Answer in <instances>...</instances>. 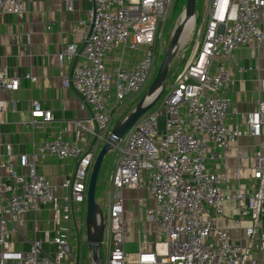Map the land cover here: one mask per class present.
I'll return each instance as SVG.
<instances>
[{
	"label": "built area",
	"instance_id": "2783aa9c",
	"mask_svg": "<svg viewBox=\"0 0 264 264\" xmlns=\"http://www.w3.org/2000/svg\"><path fill=\"white\" fill-rule=\"evenodd\" d=\"M67 11L76 0H62ZM84 41L68 42L57 54L72 63L62 75V85L80 98V109L90 116L75 120V140L61 135L45 139L29 153L12 159L6 144V158L0 161V193L6 194L0 214V264H79L72 244L79 233H71L63 222L74 220L76 204H86L87 186L99 145L110 133L116 111L124 107L147 83L154 60L159 24L172 0H91ZM7 13H22L24 0H0ZM51 26V25H49ZM264 45V0H210L203 21V36L184 68L175 75L169 91L121 138L111 179V199L105 218L109 252L104 264H264V145L252 154L249 182L233 184L216 170L217 149L230 150L242 134L264 135V98L246 114V130L227 123L230 97L224 93L234 82L226 62L238 72L248 67L237 62L239 46L260 49ZM134 56L132 57V55ZM78 62H77V61ZM75 61V62H74ZM260 88L264 92V68ZM25 77L36 80L27 73ZM20 77L0 67V91L13 92ZM33 127L52 120L50 109L36 100L31 103ZM5 101L0 99V123ZM236 110H232L235 113ZM90 141L80 144L81 131ZM75 160L69 178L60 185L39 174L36 163L47 157ZM237 179L239 174L237 171ZM68 190L59 195L58 188ZM123 189L146 190L154 205L146 209V222L156 229L151 248H142L151 228L139 231L140 248L128 252L124 219ZM234 203L238 224L244 218L243 238L233 239L217 219L226 204ZM40 205H48L56 233L44 232L54 253L42 249V238L27 250L11 248L10 227ZM240 227V225L238 226ZM104 232V238H105ZM104 241V240H103Z\"/></svg>",
	"mask_w": 264,
	"mask_h": 264
},
{
	"label": "crops",
	"instance_id": "0c3cea01",
	"mask_svg": "<svg viewBox=\"0 0 264 264\" xmlns=\"http://www.w3.org/2000/svg\"><path fill=\"white\" fill-rule=\"evenodd\" d=\"M24 4L25 10L20 14L7 13L0 7V67H6L10 75L20 77L19 89L12 93L0 91V99L5 101L3 121L0 123V161L6 158V144H9L15 163L20 154L29 153L45 139L61 135L69 141L75 140L77 127L74 121L90 116L89 110L80 109L78 94L72 88L62 85V75L71 71L72 63L64 58L60 64L57 54L68 42L75 41L79 45L83 43L86 31L79 21L86 19L87 11L92 5L91 0H76L72 11L64 8L62 0H24ZM234 54L238 64L248 68L244 72H238L234 63L226 62L234 75V82L224 91L231 100L227 123L238 124L245 131L246 114L255 109L258 98H264V92L260 88L264 45L260 49L239 46ZM27 73L35 76L36 80L25 77ZM32 100L38 101L42 108L51 110L50 122L37 127L30 124ZM232 110L236 112L232 113ZM91 138L87 131L82 130L79 143L84 144ZM260 145H264V135L254 137L242 134L230 150L217 149L216 170L225 173L233 184L246 186L250 179L252 154ZM74 162L72 158L59 159L51 156L38 161L36 169L39 174L60 185L70 177ZM0 172L3 181H7L5 171ZM67 193V189L58 188L59 195ZM5 198L6 194L1 192L0 214ZM129 202L137 206L135 209L138 213L144 211L145 215L147 207L154 205L152 197L143 189H139L138 197L129 199ZM85 205L76 204L74 220L62 223L70 228L71 233L77 231L80 235L79 230H83ZM131 211L129 204L127 209L124 205V219L129 217L128 213ZM237 218L234 203L230 202L226 204L225 214L217 219V224L229 229L233 239L240 241L243 238L242 227L248 223V219L244 218L238 224L235 222ZM50 219L48 205H40L38 209L29 211L22 221L9 228L11 248L24 251L34 239L42 238L43 251L52 255L54 245L44 240L45 231H49L51 236L56 233L57 226ZM140 224L142 227L139 225L136 242L127 239L124 245L128 252L139 250L138 240L143 238L139 231L151 228L147 222L141 221ZM152 246L151 241L144 247Z\"/></svg>",
	"mask_w": 264,
	"mask_h": 264
},
{
	"label": "rangeland",
	"instance_id": "374dc122",
	"mask_svg": "<svg viewBox=\"0 0 264 264\" xmlns=\"http://www.w3.org/2000/svg\"><path fill=\"white\" fill-rule=\"evenodd\" d=\"M209 1L210 0H196L194 27L191 31H185V33L182 34L183 37L181 36L180 39L181 42H179L178 50L175 56L173 57L168 68V73L165 82V92L169 91V88L171 87L172 83L175 80V75L184 68V65L192 57L198 43L202 39L203 21L205 18V13ZM185 5H186V0H172V3L169 7L165 19L161 21L159 24L157 40L154 45V60H153V66L150 77L147 83L142 88V90L136 95H134L132 99L124 107H122L121 109L115 112L110 124V131L114 127L116 122L123 119L136 106V104L145 94L146 89L150 85L151 81L154 79L159 69V66L163 60L167 47L170 43L172 32L182 18ZM134 54L135 53H133L132 57L134 56ZM159 101L160 98L158 99L157 104L159 103ZM103 143L104 141L100 143L98 151L102 147ZM117 154H118L117 148H113L106 153L97 179L95 199L96 202L99 204L100 208L102 209L103 213L105 214H107L109 211V204L111 199V186H112L111 179H112V173L114 170ZM122 196L124 199L125 208L127 209L129 204V209L130 210L132 209V211L128 213L129 217L125 219L127 238L135 240L136 242L137 232L141 226L140 223L141 221L146 222V215L144 211L142 212L139 211L138 213L137 210L135 209L137 208V206L130 204L129 202V199L138 197V190L124 189L122 190ZM85 214H86V205H85ZM150 230H151V234H148L143 239L144 246H146L149 242L151 241L154 242L156 240V236H157L156 229L154 227H151ZM79 231H80V239L78 243L74 242L72 244V247L74 249V256L79 264H94L91 257L90 249L87 245L86 225L84 224L83 230L80 229ZM108 239H109L108 233L105 232L104 241L100 246V253L102 255L104 263H106L107 261L108 252H109ZM144 246L141 247L147 249Z\"/></svg>",
	"mask_w": 264,
	"mask_h": 264
},
{
	"label": "water",
	"instance_id": "95a60500",
	"mask_svg": "<svg viewBox=\"0 0 264 264\" xmlns=\"http://www.w3.org/2000/svg\"><path fill=\"white\" fill-rule=\"evenodd\" d=\"M195 7L196 0H186L182 18L172 32L170 43L154 79L146 89L143 97L129 112V114H127L120 121L116 122L109 135L106 137L93 162L87 186L85 225L87 232V245L90 249L94 264H104L102 255L100 253V246L104 240V220L106 218V214L103 213L95 199L97 179L102 162L106 153L113 149L115 145L119 143L125 133L154 106L165 90V82L169 65L178 50L179 42L187 21L194 17Z\"/></svg>",
	"mask_w": 264,
	"mask_h": 264
},
{
	"label": "bare ground",
	"instance_id": "6f19581e",
	"mask_svg": "<svg viewBox=\"0 0 264 264\" xmlns=\"http://www.w3.org/2000/svg\"><path fill=\"white\" fill-rule=\"evenodd\" d=\"M194 22H195V18L194 17L190 18L185 25V29H184L183 33H185V31H191L194 27ZM182 37H183V35H182Z\"/></svg>",
	"mask_w": 264,
	"mask_h": 264
},
{
	"label": "trees",
	"instance_id": "16d2710c",
	"mask_svg": "<svg viewBox=\"0 0 264 264\" xmlns=\"http://www.w3.org/2000/svg\"><path fill=\"white\" fill-rule=\"evenodd\" d=\"M164 92V91H163ZM164 93H162L161 95H163Z\"/></svg>",
	"mask_w": 264,
	"mask_h": 264
}]
</instances>
